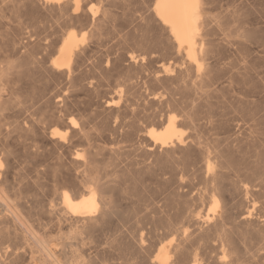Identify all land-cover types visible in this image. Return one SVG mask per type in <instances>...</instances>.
Wrapping results in <instances>:
<instances>
[{
    "label": "bare ground",
    "instance_id": "obj_1",
    "mask_svg": "<svg viewBox=\"0 0 264 264\" xmlns=\"http://www.w3.org/2000/svg\"><path fill=\"white\" fill-rule=\"evenodd\" d=\"M116 1L0 0V264H264V0Z\"/></svg>",
    "mask_w": 264,
    "mask_h": 264
},
{
    "label": "rangeland",
    "instance_id": "obj_2",
    "mask_svg": "<svg viewBox=\"0 0 264 264\" xmlns=\"http://www.w3.org/2000/svg\"><path fill=\"white\" fill-rule=\"evenodd\" d=\"M119 1H120V3H121L122 0H117V1H116V2H117V7H116V8L119 9V12H118V10L115 8L116 11H117L118 13L121 12V10H122L121 7H122V6L124 7L125 4H126V5H125L126 7L129 5L128 7H129V8L134 12V14L137 15V16H140L142 12H143L142 14L145 13V11H144L145 9H144V8H146V7H144V6H146V4H147V0H123L124 2H125V1H127V2H125V3L123 2V3H121V4L118 5ZM137 1H138V2H137ZM209 1H211V0H209ZM219 1H220V2H219ZM219 1L217 0V1L214 2V0H212V1H211L212 3L209 2V3H211V5L208 4V7H210V10L207 11L208 14L211 13L212 15H215L218 11H221L222 8H225L224 5L227 3V0H219ZM221 1H224L225 4H224V2L221 3ZM132 2H133V3H132ZM145 2H146V4H145ZM217 2H219V3H217ZM127 3H128V4H127ZM143 3H144V4H143ZM213 3H217V4H219L220 6L217 5V4H213ZM220 3H221V4H220ZM94 4H96L95 1H94ZM139 4H140V5H139ZM212 4H213V5H212ZM120 5H121V7H120ZM209 5H210V6H209ZM214 5H215V7H216V5L219 6L218 8H216L218 11H217L216 9H213V8H215ZM118 7H119V8H118ZM126 7H124V8H126ZM211 7H212V8H211ZM221 7H222V8H221ZM129 8H127V9H129ZM208 9H209V8H208ZM211 9H212V10H211ZM222 10H223V9H222ZM212 11H214V12H212ZM209 12H210V13H209ZM139 14H140V15H139ZM212 15H211V16H212ZM133 51H134V49H133ZM134 52L136 53V50H135ZM137 52H138L137 54L140 53L139 51H137ZM111 84L114 85L113 82H111ZM17 169L19 170V168H17ZM18 170H17V171H18ZM43 189H45V188H43ZM43 189L41 190L40 194H45V195H46V198H44L45 195H41V196H40V194H39V197H42V196H43L45 202L48 201L47 203H49V202H50V203H51V202H55L57 196H56V194L53 192V190H50V189H51L50 187H46V189H45L46 191H44ZM48 189H49V190H48ZM47 190H48V191H47ZM43 191H44V192H43ZM200 208H201V207H200ZM132 224H134V223L131 222L130 224H127V227L125 226L124 228L128 229V226H129V228H130L132 231H135V232H137V233H141V230L138 229V228H141V229H142V227L139 226V225L136 227L135 224H134V226H135V227H134V226H132ZM133 228H134V230H133ZM108 257L111 258L110 256H108ZM108 257H107V258H108ZM107 258H106V259H107ZM109 258H108V259H109Z\"/></svg>",
    "mask_w": 264,
    "mask_h": 264
}]
</instances>
